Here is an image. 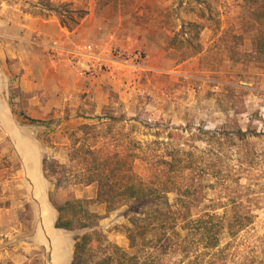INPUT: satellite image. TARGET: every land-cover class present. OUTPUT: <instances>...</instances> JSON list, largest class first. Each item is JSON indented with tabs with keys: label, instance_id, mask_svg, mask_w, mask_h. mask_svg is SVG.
Returning a JSON list of instances; mask_svg holds the SVG:
<instances>
[{
	"label": "rangeland",
	"instance_id": "rangeland-1",
	"mask_svg": "<svg viewBox=\"0 0 264 264\" xmlns=\"http://www.w3.org/2000/svg\"><path fill=\"white\" fill-rule=\"evenodd\" d=\"M262 12L245 0H0V264H71L79 230L55 229L51 201L95 199L88 179L115 158L154 187H190L193 219L238 211L252 223L217 251L180 229L132 249L126 206L92 204L90 264L111 245L141 264H264ZM188 22L204 25L203 51L183 60L170 42ZM239 129L259 136L198 139Z\"/></svg>",
	"mask_w": 264,
	"mask_h": 264
},
{
	"label": "trees",
	"instance_id": "trees-1",
	"mask_svg": "<svg viewBox=\"0 0 264 264\" xmlns=\"http://www.w3.org/2000/svg\"><path fill=\"white\" fill-rule=\"evenodd\" d=\"M245 2L251 7L252 14L255 16H259V13L264 11V0H245ZM59 14L61 25L72 30L73 28L68 25L62 13ZM75 14L78 15V19H83L87 11H78ZM199 17L205 18V14H199ZM262 19H264V15ZM71 21L75 20L71 18ZM255 21L261 22L262 20L255 19ZM77 24L74 22V25ZM203 28V24L196 22L184 23L181 31L171 40V46H181L184 50L183 60L202 53L203 46L199 40ZM259 33L252 54L261 60L260 63H263L264 32ZM258 136L257 132L239 129L236 132L225 134L218 131H203L198 139L210 143H213L215 139L244 142ZM180 151L185 156L181 160V165L185 169L193 168V162H189V154L185 150ZM52 164L49 163L46 166V162H44V171ZM93 183H98L97 195L93 200L77 199L70 196L62 204L51 201L57 213L54 222L55 229L66 232L79 230V235L73 238L75 251L71 264H90L93 243L99 241L97 232L102 217L90 210L92 204H105L108 213L121 206H126L125 217L131 224V227L126 229V236L132 249L137 248L140 242L145 244L157 232L167 238H170L171 235L179 237L178 229H180L187 231L186 239H195L196 236H199L197 242L202 245V249L217 251L221 245V237L225 232L236 236L252 223L251 216L240 214L238 211L233 213L231 219L226 218L227 215L221 217L210 212L193 219L190 187L176 185L173 188H167L165 186V190L154 187L144 182L133 171L126 159L115 158L111 166H107L105 170L96 169L88 179L87 185ZM171 193L176 194L174 202H171L169 198ZM111 247V254L95 264H141L137 255H129L116 245H111Z\"/></svg>",
	"mask_w": 264,
	"mask_h": 264
}]
</instances>
